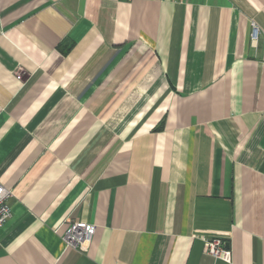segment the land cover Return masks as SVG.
Here are the masks:
<instances>
[{"label": "crops", "instance_id": "1", "mask_svg": "<svg viewBox=\"0 0 264 264\" xmlns=\"http://www.w3.org/2000/svg\"><path fill=\"white\" fill-rule=\"evenodd\" d=\"M0 183V264H264V0H0Z\"/></svg>", "mask_w": 264, "mask_h": 264}, {"label": "built area", "instance_id": "2", "mask_svg": "<svg viewBox=\"0 0 264 264\" xmlns=\"http://www.w3.org/2000/svg\"><path fill=\"white\" fill-rule=\"evenodd\" d=\"M258 27L255 23L251 24L250 38L254 41L257 38ZM12 192L0 183V227L10 216L9 199ZM95 226L83 221H76L69 224L62 236L63 242L72 248H86L93 237ZM204 253L213 259L221 260L226 263L231 262V253L223 243L220 235L212 234L210 237L203 238Z\"/></svg>", "mask_w": 264, "mask_h": 264}]
</instances>
